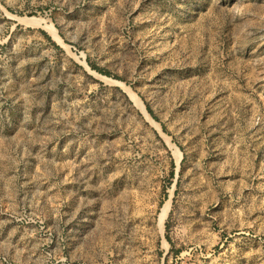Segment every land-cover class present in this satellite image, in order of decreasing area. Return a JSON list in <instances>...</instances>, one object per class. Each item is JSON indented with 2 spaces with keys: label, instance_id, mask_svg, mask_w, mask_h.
Returning a JSON list of instances; mask_svg holds the SVG:
<instances>
[{
  "label": "rangeland",
  "instance_id": "374dc122",
  "mask_svg": "<svg viewBox=\"0 0 264 264\" xmlns=\"http://www.w3.org/2000/svg\"><path fill=\"white\" fill-rule=\"evenodd\" d=\"M0 264H264V0H0Z\"/></svg>",
  "mask_w": 264,
  "mask_h": 264
},
{
  "label": "trees",
  "instance_id": "16d2710c",
  "mask_svg": "<svg viewBox=\"0 0 264 264\" xmlns=\"http://www.w3.org/2000/svg\"><path fill=\"white\" fill-rule=\"evenodd\" d=\"M149 112H150V110H149ZM151 114H152V112H150Z\"/></svg>",
  "mask_w": 264,
  "mask_h": 264
},
{
  "label": "bare ground",
  "instance_id": "6f19581e",
  "mask_svg": "<svg viewBox=\"0 0 264 264\" xmlns=\"http://www.w3.org/2000/svg\"><path fill=\"white\" fill-rule=\"evenodd\" d=\"M176 151V150H175ZM178 156V155H177Z\"/></svg>",
  "mask_w": 264,
  "mask_h": 264
}]
</instances>
